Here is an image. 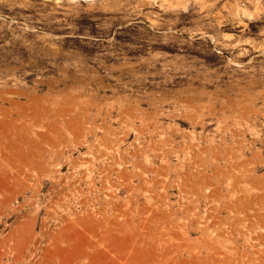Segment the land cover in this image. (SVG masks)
Returning a JSON list of instances; mask_svg holds the SVG:
<instances>
[{
	"label": "rangeland",
	"instance_id": "374dc122",
	"mask_svg": "<svg viewBox=\"0 0 264 264\" xmlns=\"http://www.w3.org/2000/svg\"><path fill=\"white\" fill-rule=\"evenodd\" d=\"M0 264H264V0H0Z\"/></svg>",
	"mask_w": 264,
	"mask_h": 264
}]
</instances>
